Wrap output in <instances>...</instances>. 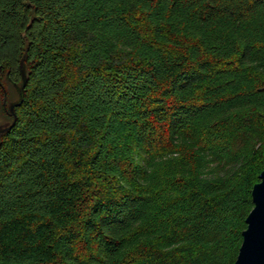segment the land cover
<instances>
[{
	"label": "trees",
	"instance_id": "obj_1",
	"mask_svg": "<svg viewBox=\"0 0 264 264\" xmlns=\"http://www.w3.org/2000/svg\"><path fill=\"white\" fill-rule=\"evenodd\" d=\"M6 84L0 264H233L264 0H0Z\"/></svg>",
	"mask_w": 264,
	"mask_h": 264
},
{
	"label": "water",
	"instance_id": "obj_2",
	"mask_svg": "<svg viewBox=\"0 0 264 264\" xmlns=\"http://www.w3.org/2000/svg\"><path fill=\"white\" fill-rule=\"evenodd\" d=\"M20 100L21 95L8 105L13 116L9 125L16 119L14 107ZM9 125L1 123L0 133ZM258 176L259 180L251 187L253 206L245 217L246 227L242 230V241L233 264H264V165Z\"/></svg>",
	"mask_w": 264,
	"mask_h": 264
},
{
	"label": "rangeland",
	"instance_id": "obj_3",
	"mask_svg": "<svg viewBox=\"0 0 264 264\" xmlns=\"http://www.w3.org/2000/svg\"><path fill=\"white\" fill-rule=\"evenodd\" d=\"M16 96V92L14 91L13 87L10 85L4 86V94L0 95V124L4 123L7 119L6 112L3 108L4 103H6L7 99H12ZM207 171V166L204 167Z\"/></svg>",
	"mask_w": 264,
	"mask_h": 264
}]
</instances>
